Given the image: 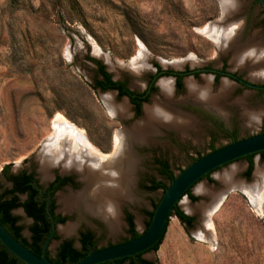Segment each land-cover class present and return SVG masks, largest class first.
Instances as JSON below:
<instances>
[{
    "label": "rangeland",
    "instance_id": "obj_1",
    "mask_svg": "<svg viewBox=\"0 0 264 264\" xmlns=\"http://www.w3.org/2000/svg\"><path fill=\"white\" fill-rule=\"evenodd\" d=\"M239 1L241 9L228 22L241 25L240 44L251 36L264 44V10L259 1ZM223 16L220 0H0V171L35 165L36 153L52 137L53 121L58 118L84 131L102 153L112 152L113 137L123 125L103 101L107 92L98 95L90 85L94 60L105 62L115 75L128 71L145 77L149 65L156 63L174 71L177 63L218 69L223 64L231 73L251 79L247 70H234L231 50L219 53L216 44L200 32L220 23ZM140 52L148 65L137 72L130 69V62ZM201 76L194 81L202 83ZM223 79L212 81L213 92ZM227 80L233 90L221 102L222 124L237 131L238 139L264 133V91L244 90ZM259 81L255 83H264ZM172 85L176 97H186L185 83L179 91ZM178 103V108L175 103L172 107L192 119V127L182 133L158 126L148 143L137 147L131 200L125 199L120 206V230L112 234L85 218L100 238V246L128 236L127 213L138 234L147 228L149 213L163 191H150L145 185L156 181L167 187L170 183L161 172L162 164L175 178L213 147L231 142L201 110L215 108L193 99ZM242 108L261 112L259 122L249 126ZM253 162L249 178L245 177L248 160L242 158L211 173L212 181L200 180L191 189L197 200L182 198L192 212L184 210L181 201L178 206L194 218L192 226L172 213L157 249L143 258L152 264H264V201L256 211L248 194L264 188V154H256ZM229 172L232 176L224 183L222 177ZM236 184L245 186V191ZM227 188L219 207L207 216ZM206 223L212 227L206 228Z\"/></svg>",
    "mask_w": 264,
    "mask_h": 264
},
{
    "label": "bare ground",
    "instance_id": "obj_2",
    "mask_svg": "<svg viewBox=\"0 0 264 264\" xmlns=\"http://www.w3.org/2000/svg\"><path fill=\"white\" fill-rule=\"evenodd\" d=\"M220 3L224 14L221 22L205 27L200 32H203L216 44L219 53L225 54L231 50L230 62L234 70H247L248 77L251 79L264 81V44L255 36H251L245 44H240L241 25L236 22H228V19L235 16L241 9V2L239 0H220ZM132 61L135 63L131 65L130 69L134 71L142 72L147 68L146 55L142 52ZM108 65L110 69L116 70L113 64L108 62ZM180 67L182 65L179 63L174 66V68ZM202 78V83L191 79L185 81L187 89L185 99H193L210 107L220 108V101L224 100V97L233 90V86L229 81L223 79L218 90L213 92L211 77L202 76ZM158 86L160 97H155L149 105L144 107V116L141 120L116 132L113 150L109 154L102 153L91 143L84 131L66 119L58 118L53 121L54 133L37 154L40 159L39 169L46 170L45 173L50 167L55 166H59L63 172L76 170L86 183L85 189L79 195H62L59 198L60 204L66 211L82 203L87 209L100 212L107 219L112 234L120 230V206L125 199L131 200L130 187L133 184V174L137 163L130 150V144L147 142L149 137L155 134L158 126L182 133L192 127V119L172 107L173 103L179 101L173 95L172 79L163 78L159 80ZM103 101L112 116L128 117V106L125 101L116 103L112 93L105 94ZM222 109L220 108V110ZM242 109V114L247 118L249 126H254L259 122L261 112ZM66 140L68 141L66 142ZM45 176L44 174L43 177ZM90 192L95 193V196ZM250 193H248L249 198L254 208L256 211H260L264 201V188L257 195ZM223 198L224 196L219 199L218 203ZM181 204L184 210L192 212V207L188 206L185 200H181ZM217 206L215 205L213 208L216 209ZM68 227L64 228V231H69Z\"/></svg>",
    "mask_w": 264,
    "mask_h": 264
},
{
    "label": "flooded vegetation",
    "instance_id": "obj_3",
    "mask_svg": "<svg viewBox=\"0 0 264 264\" xmlns=\"http://www.w3.org/2000/svg\"><path fill=\"white\" fill-rule=\"evenodd\" d=\"M93 63L95 65V73L92 83L90 84L91 87L97 93L104 94L109 90L115 91L116 94L114 95V101L116 103L125 101L128 106V117L120 118L115 115V118H117L123 125V128L119 131L128 128L135 122L141 120L142 116H144V113L141 115V113L144 112L143 106L147 104L149 105L153 98L160 97V88L158 86V82L162 78H171L178 91L181 89L182 84L185 83V78H191L195 80L201 75H208L211 77V83L212 81L217 83L221 78H224L226 80L230 79L234 81L244 90L250 89L260 92L264 91V89L246 86V83H251L256 86H264V83L257 84L250 81L248 78H244L241 75L235 73L232 74L236 76V79L225 76L224 73L231 72L228 71L223 64L219 69L213 68L211 66L200 68L182 66L180 68H173L175 69L174 71L164 69L159 63H156L155 65H149L147 69L148 73L145 75V77L142 75H140V77L136 75V77L128 71H121V74L119 73V75H115L114 72L110 71L108 67H106L107 64H105V62L103 63L101 61L94 60ZM134 63L135 61L131 60L130 67ZM196 70L201 71L196 72ZM131 77H133L134 80H131ZM177 78H180L181 81L180 89H178L176 85ZM110 84H113L115 88H106ZM173 95L174 98H178L175 96L174 91ZM124 97L127 98V101L123 100ZM185 98L179 97L177 100H179L178 102L181 103V100H185ZM222 101L223 100H221L220 103ZM178 102H175L177 108V105L179 104ZM220 108H223L222 105ZM220 108H215V110L200 109L209 120L213 121L216 129L222 134L227 135L232 142L233 140L238 139L237 131L228 130L222 124L220 119L222 120L223 116L219 112H221L223 109L220 110ZM139 117L141 118L138 119ZM67 141L68 140H66V142ZM144 143L148 142H133L130 144V150L134 157L137 147ZM113 144L114 137L112 149ZM80 145L85 146L83 143H80ZM212 149L214 150L215 148L213 147ZM212 149L210 150L212 151ZM39 168L40 159L36 155L35 165L22 166L15 172H11L9 167L3 168L0 171V222L7 229V231L27 249H29L34 254L38 253L36 255L39 256L45 251L47 257L53 263L62 262L64 264H70L68 261H62L64 258L60 256V252L73 250L76 252L86 251L88 253L90 251H95L132 239L131 233H129V224L127 222V217L130 215L127 213L124 218L127 225L128 236L124 239L115 242H109L100 246V238L98 237L97 233L93 231L92 228H90V225L86 222L85 218H92L96 225H103L110 231V226L107 219L103 217L100 212L87 209L82 203L66 211L59 202V198L62 195L77 196L85 189L86 183L78 171L69 170L63 172L59 166H55L50 167L47 170V173H45L46 170L42 171ZM44 174L46 175L45 177H43ZM1 180H3V182H1ZM149 182L145 185V188L149 186ZM91 195L95 196V193H91ZM189 217L193 218L192 216ZM71 220L77 221L78 224L73 226L71 223H69ZM193 222L194 218L189 225H184L189 227L192 226ZM66 227H68L70 230L62 232V230ZM3 249L5 248L0 245V250ZM52 252H54L53 255ZM144 254L140 256V260L152 264L151 261L143 258ZM138 262L139 261L136 260L134 264ZM124 264H129V262L126 261Z\"/></svg>",
    "mask_w": 264,
    "mask_h": 264
},
{
    "label": "water",
    "instance_id": "obj_4",
    "mask_svg": "<svg viewBox=\"0 0 264 264\" xmlns=\"http://www.w3.org/2000/svg\"><path fill=\"white\" fill-rule=\"evenodd\" d=\"M258 1L264 10V0ZM199 71L201 70H196V72ZM224 75L236 79V76L232 73H224ZM249 80L255 82L254 80ZM246 86L264 89V86H256L251 83H246ZM107 93L116 94L112 90L107 91ZM98 95H101V93ZM123 100L127 101V98L124 97ZM261 151H264V133L233 140L201 156L170 181L153 211L148 227L138 237L109 247L90 251L83 258L71 264H101L114 262L117 259L126 257H135L137 254L145 253L162 237L169 215L173 212L174 206H179L182 198L187 196L185 195L186 191L192 189L205 175L211 172L213 173L217 169L247 155ZM228 191V188L223 190L222 196L226 197ZM0 245L8 251L9 255L14 256L23 264H55L50 261L45 251L39 256L27 249L7 231L1 222Z\"/></svg>",
    "mask_w": 264,
    "mask_h": 264
},
{
    "label": "trees",
    "instance_id": "obj_5",
    "mask_svg": "<svg viewBox=\"0 0 264 264\" xmlns=\"http://www.w3.org/2000/svg\"><path fill=\"white\" fill-rule=\"evenodd\" d=\"M176 85H177V88L180 89L181 87V81H180V78H177V82H176ZM106 88H110V89H114L115 86L113 84H110L108 87ZM256 154H260V155H263L264 154V151H261L259 153H255V154H250V155H247L243 158L247 159L248 160V167H247V170L245 172V175L246 177H249L251 175V172L253 170V156L256 155ZM242 159V158H241ZM161 172L162 174L166 175L167 177H169L170 181L173 180V176L172 174L168 171V166L165 165V164H162V169H161ZM212 173V172H211ZM211 173L205 175L203 178H207L209 181H212L211 178H210V175ZM202 178V179H203ZM201 179V180H202ZM148 190L150 191H154V190H158V189H162V191L164 192V190L166 189V186L163 185L162 183L160 182H156V181H151L150 185L148 187H146ZM191 189H189L188 191H186L185 195H187L189 197L190 200L192 201H195L197 200L196 197H194L192 194H191ZM157 204L155 205V208H156ZM154 208V209H155ZM177 218L178 220L183 223V224H187L189 225L191 223V221H193V218L187 216L185 213H183V211H181L178 207V205L174 206L173 208V212H172ZM171 213V214H172ZM152 214L153 212L149 213V216H150V219L152 217ZM171 214L169 215V217L171 216ZM169 220V218H168ZM168 220H167V223H168ZM127 222L129 224V233H131V236L132 238H136L139 236V234L136 232V230L134 229V225H133V222L131 220V217L128 216L127 217ZM149 225V222L147 224V227ZM165 233V232H164ZM164 233L162 235V237L160 238V240L155 244L153 245L149 250H147L146 252L148 251H151V250H156L158 245L160 244L163 236H164ZM145 252V253H146ZM38 254V253H36ZM87 254V252H76V251H62L60 252V256H62L64 259H62V261H68V263H75L76 261L80 260L81 258H83L85 255ZM144 254V253H140V254H137L135 257H126V258H122V259H117L115 260L114 262H105V263H101V264H124L126 261L129 262V264H134V262L136 260H138L139 262L136 263V264H149L148 262H145V261H142L140 260V256ZM0 264H23L21 262H19L14 256L12 255H9L8 251L3 249V250H0ZM55 264H64L62 262H56Z\"/></svg>",
    "mask_w": 264,
    "mask_h": 264
},
{
    "label": "crops",
    "instance_id": "obj_6",
    "mask_svg": "<svg viewBox=\"0 0 264 264\" xmlns=\"http://www.w3.org/2000/svg\"><path fill=\"white\" fill-rule=\"evenodd\" d=\"M259 171V170H258ZM232 176V173L230 174V172L229 173H227L225 176H223L222 178V181L224 182V183H226L227 181H229V177H231ZM236 187H238L240 190H242V191H245V186H239V185H237L236 184ZM256 188V187H255ZM254 188V189H255ZM201 190V191H200ZM248 190V189H247ZM197 191L201 194L202 193V189H201V187H199L198 189H197ZM245 193V192H244ZM258 192H251L250 194H257ZM219 199H221V197L219 198ZM220 200H218L212 207H211V209L209 210V212H208V215L207 216H209V215H211L212 214V212H214L218 207H219V205H220V203L222 202V200H221V202L220 203H218ZM188 202H186V204H187ZM189 204V203H188ZM187 204V205H188ZM215 205H218L217 206V208L216 209H214L213 207L215 206ZM213 208V209H212ZM210 211H211V213H210ZM210 223H211V221H210ZM210 223L208 224V223H206V228H211L212 227V224L210 225ZM200 234H203L202 232H200ZM203 236V235H202Z\"/></svg>",
    "mask_w": 264,
    "mask_h": 264
}]
</instances>
